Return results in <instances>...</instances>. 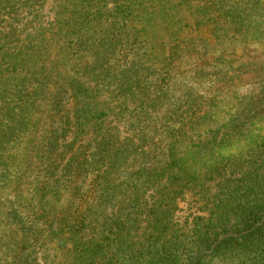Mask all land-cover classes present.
Returning <instances> with one entry per match:
<instances>
[{"label": "trees", "instance_id": "16d2710c", "mask_svg": "<svg viewBox=\"0 0 264 264\" xmlns=\"http://www.w3.org/2000/svg\"><path fill=\"white\" fill-rule=\"evenodd\" d=\"M43 2L0 0V192L15 197L0 203V264H38L50 243L68 250L69 264H264V96L226 105L221 94L264 83V54L204 61L223 84L217 95L173 109L153 126L160 139L147 136L145 120L122 139L99 88L132 100L144 119L160 108L159 97L144 98L148 75L169 76L183 50L173 41L163 60L160 49L168 63L157 68L149 40L160 26L181 29L177 8L55 0L49 31L7 30L6 16ZM182 2L198 28L264 46V0ZM71 135L92 136L76 147ZM187 195L200 214L181 224Z\"/></svg>", "mask_w": 264, "mask_h": 264}, {"label": "rangeland", "instance_id": "374dc122", "mask_svg": "<svg viewBox=\"0 0 264 264\" xmlns=\"http://www.w3.org/2000/svg\"><path fill=\"white\" fill-rule=\"evenodd\" d=\"M166 1L172 2L170 6L173 5L177 8L174 13L177 15V19L180 20L178 26L181 29L171 28L168 30L167 25H163L162 28L161 26L158 27L159 33L155 37V40H149L154 48L152 62L155 67L164 68L168 62L163 60L169 56L173 41L177 45L181 44L183 51L179 54L180 58L177 63V69L172 70L169 76L162 78L155 74L148 75L147 80L150 88L144 98L150 103L159 97L160 108L157 111L148 109L147 114L150 120L144 119L143 116H140V110L138 112L133 110L136 105L132 100L125 102L123 101L124 99L121 100L119 97H116L114 93L106 90V88H99L100 91H104L101 92L100 100L106 105L110 104V108L114 109V112L108 117L107 125L110 124L111 127L121 130L119 132L122 139L131 136L133 133L129 132L139 129L137 126H142L144 120L148 126L147 128L151 127L147 130L149 131L147 136L153 137L156 134V139H160L163 137L162 132L159 131L161 129H157V131L153 129V126L156 128L162 127L163 121L173 109L188 108L194 105L197 99L200 104L206 103L210 98L217 95L223 84L221 85L220 81L217 82L219 78L217 77L216 70L211 68V64L210 66L204 64V61L224 57L227 61L241 59V62H247L252 60L256 56L255 54L257 56L264 54V46H261L259 42H250V46H245L240 37L229 36L222 39V34H212L211 28H198L195 25L197 24L196 19L191 14L193 9L189 8L188 4L182 2V0ZM54 7L55 0H44L41 7L34 6L29 8V11L24 10L19 13L18 17H14V15L12 17L6 16L7 30H9L10 26L14 25L17 28L25 26L30 32H35L40 27L49 31L54 21ZM170 32L171 35L172 33L180 32L182 40H174L173 35L172 39H170ZM257 46L261 49H257ZM160 49H164L163 60L159 57ZM202 65L205 66L204 72L200 69ZM233 86V93L227 90L224 93L221 92L226 105L231 102L240 105L244 101L246 102L247 98H262L264 96V83H248L245 80L237 83L235 88ZM66 107L67 111L71 113L74 109L73 100ZM64 113L67 114V112ZM139 118L140 121L138 120ZM91 136L88 135L85 138L74 140V136L71 135L68 137V140H70L68 143L74 140L76 141V147H80L81 145L86 146L89 144ZM29 145H31L30 141L26 140L22 151ZM18 161H20V164L23 162V157L20 154L18 155ZM11 190L12 188H9L8 192H0V203L6 199L15 202V197L9 195ZM185 198V200L179 203V209L175 217L176 221L181 224L192 221L194 216L200 214L201 203L191 195H187ZM35 257L38 259V264H69L72 261V256H69L68 250L59 248L55 243H50L38 250Z\"/></svg>", "mask_w": 264, "mask_h": 264}]
</instances>
